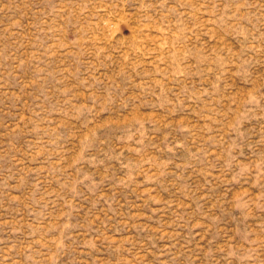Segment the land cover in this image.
<instances>
[{"label":"rangeland","instance_id":"374dc122","mask_svg":"<svg viewBox=\"0 0 264 264\" xmlns=\"http://www.w3.org/2000/svg\"><path fill=\"white\" fill-rule=\"evenodd\" d=\"M0 264H264V0H0Z\"/></svg>","mask_w":264,"mask_h":264}]
</instances>
